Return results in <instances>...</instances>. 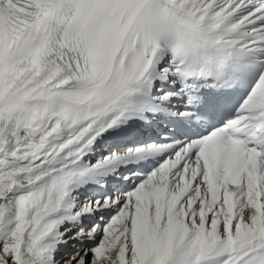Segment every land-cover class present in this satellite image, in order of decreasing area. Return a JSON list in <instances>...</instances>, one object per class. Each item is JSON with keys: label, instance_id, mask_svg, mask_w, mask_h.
<instances>
[{"label": "snow or ice", "instance_id": "snow-or-ice-1", "mask_svg": "<svg viewBox=\"0 0 264 264\" xmlns=\"http://www.w3.org/2000/svg\"><path fill=\"white\" fill-rule=\"evenodd\" d=\"M0 264H264V0H0Z\"/></svg>", "mask_w": 264, "mask_h": 264}]
</instances>
